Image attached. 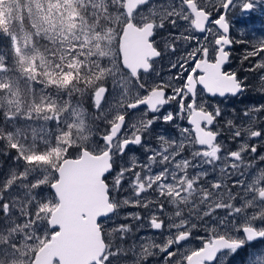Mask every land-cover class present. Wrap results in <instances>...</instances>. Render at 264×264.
Returning a JSON list of instances; mask_svg holds the SVG:
<instances>
[{
    "label": "snow or ice",
    "instance_id": "1",
    "mask_svg": "<svg viewBox=\"0 0 264 264\" xmlns=\"http://www.w3.org/2000/svg\"><path fill=\"white\" fill-rule=\"evenodd\" d=\"M192 2L139 0L132 17L121 10L125 25L130 22L144 32L150 46L145 66L135 74L129 70V75L136 81L144 97L157 91L161 95L156 103L149 104L138 99L125 105L124 110L112 112L106 118L102 134L97 137L96 154L108 157L107 169L102 177L107 208L97 218V225L108 223L101 232V241L107 247L101 252L99 260H94L92 264H100V261L103 264H142L148 256L155 255L151 251L153 248L163 254V264H225L228 256H240L242 264H251L253 256L259 259L257 253L264 252V168L257 169L254 164L257 156L264 161V154L257 152L258 147L264 149V104L251 106L236 120H227L231 130L227 137L231 147H228L218 123L222 116L221 109L208 105L197 90L198 85L202 86L203 92L212 97L236 96L248 90L249 84L245 78L238 77L235 71L225 70L231 55L229 48L234 43L229 36L228 13L237 8L241 13H246L254 9L256 3L255 0H195L193 10ZM109 5L115 7L111 0ZM167 28L182 31L178 34L168 33L164 43L165 52L175 53L176 43L180 41L187 45L196 40V47L182 52L172 63V68L179 66V73L168 80L158 79L149 83L148 78L154 74L153 64L162 55L156 36ZM192 30L204 34L203 39L194 36ZM243 59L250 62L248 71L258 73L254 90L264 93V40L252 44ZM0 61H3L0 63V75L18 70L13 69L8 58L2 54ZM20 63H23L22 59ZM32 63L35 65L36 61ZM40 63L44 64L43 56H40ZM23 71L34 73V77L41 75L36 67L24 68ZM44 75L50 76L49 73ZM155 75L159 74L155 72ZM49 82L53 85L60 83L51 78ZM71 82V77L63 81L65 85ZM11 87L10 78L9 83H0V94ZM111 94L108 87L94 92L92 103L98 114L102 112L105 98ZM173 101L176 102V109L168 110L166 106L173 104ZM193 109H197V112L194 113ZM44 110L51 113L47 119L54 120L59 129L61 122L55 111V101L46 103ZM136 114H140L139 121L133 119ZM4 119L8 121L15 117L5 114ZM182 119H186L191 126L194 121L197 122L211 139L196 137L194 145L185 143L184 134L189 132V128L176 124ZM161 122L174 125L180 138L170 135L168 129L158 132ZM68 127L70 125L66 124L64 130L58 131L50 140L44 141L42 138L44 147H37L31 155H25L20 150L21 145L12 142V132L4 134L6 139L0 136L3 154L7 155L11 150L13 161L24 164L19 175L13 169L12 174L0 183V193L11 197L6 199L5 195L0 194V218H3L0 219V230H6L5 222L10 221L12 231H15L17 217L20 224L32 222L33 229L41 224L36 218L48 208L44 194L49 190L58 194L61 179V173L53 166L50 154L46 153L59 152L61 143L65 148L71 147L67 141L61 140V136L67 134ZM191 130L193 133L196 131L194 127ZM13 131L19 135V129ZM133 147L142 149V154L133 152ZM79 151L83 156L87 149ZM249 154H253V162L246 159ZM29 165L38 171L48 168L55 172V182H49L47 174L33 175L29 180L28 174L32 171ZM247 170L252 171L245 175ZM225 177L231 181L230 184ZM174 184L177 187L174 188ZM180 188L184 191H180ZM17 189L22 190V203L28 207L26 215L17 198L11 195ZM190 189L200 192L196 209L201 205L204 207L198 217L191 209L188 215H184L182 205L189 203L188 197L192 195L188 191ZM225 191L229 193L227 201L215 199ZM117 197H120L119 200ZM173 206L176 208L174 213L168 211ZM126 207L142 210L144 215H141V211L121 215L120 210ZM129 221H135L137 229L147 221L150 229L159 230L163 242L141 244L137 252L135 242L128 244V238L133 234V225ZM246 224H251V227H244ZM50 226L57 230L60 227L59 224ZM201 232L205 235L201 236ZM20 237L23 238V233ZM4 238L6 240L7 236ZM194 240L200 242L198 247H190ZM19 246L18 241L0 245V259L14 258Z\"/></svg>",
    "mask_w": 264,
    "mask_h": 264
},
{
    "label": "rangeland",
    "instance_id": "2",
    "mask_svg": "<svg viewBox=\"0 0 264 264\" xmlns=\"http://www.w3.org/2000/svg\"><path fill=\"white\" fill-rule=\"evenodd\" d=\"M255 3L256 7L252 9L253 12L251 14L250 12L241 13L238 8L228 13L233 23L238 17L243 19V25H239V28H242V36L245 37L248 47L244 49L242 59L252 44L264 40V0H255ZM24 4L25 9H22L16 0H0V23L3 21L9 29L12 48V52L6 51L0 54L8 58V62L12 64L13 69H18L0 75V83H9L10 78L12 84L10 89L0 94V109L3 118L1 134L6 139V135L4 134L12 132V142L19 143L21 145L20 150L25 155H31L36 152L37 147H44V144L41 143L42 138L44 141L52 139L58 131L64 130L62 125L67 124L76 129V132H74L79 137V140L74 142V145L95 148L97 137L96 131L92 129V125L99 122L100 129L103 131L105 127L101 126V124L106 123V118L112 112L117 109L121 110L123 101L128 97L123 83L119 80L111 79L112 82H110L109 90L112 94L105 98L106 102L103 105L101 113L98 114L95 111L92 99H90L93 97V90L96 87L95 81L97 80L95 77L93 78L91 73L94 65L92 57L95 59L96 55L101 56L102 52L105 53L107 43H110L112 39L116 38L117 34L119 35L125 22V16L121 11L124 0H111V4L115 7L109 5V0H24ZM84 6H86L89 15L85 13ZM27 19L31 24L30 27H32L33 34L27 32L29 30L25 27ZM165 30V36H168L171 30L170 28ZM179 31L182 30L180 29L177 32ZM192 34L194 35L193 31ZM33 37L35 40L37 39L36 42H34ZM196 43V40H192L189 44L196 45ZM178 44L182 45L184 42L180 41ZM67 53L76 54L77 56L81 53L85 55L86 59L76 62L75 58H73L75 55H72L68 58L71 61L66 63ZM40 56L44 58L43 65L40 63ZM21 59L23 60L22 64L20 63ZM14 60L15 63H13ZM33 60L36 61L35 65L32 63ZM243 61L245 60L243 59ZM2 62L0 61V63ZM80 64L83 69V84L77 96V99L81 100V104L79 105L78 102L72 103L70 99L62 95L54 94L52 91L62 93L65 90L68 94L69 91L63 83L65 72L71 66L75 65L78 67ZM245 65L243 67L242 78L247 80L249 88L243 94V104L237 112L236 118L251 106L264 104V93L254 90V87L258 83V73H246V69H249L250 62L246 61ZM30 67L39 68L41 75L34 77V73L23 71L24 68ZM50 68L51 70L49 71ZM155 72L159 75L157 76L154 73L153 80L160 79V68H157ZM44 73H49L50 76L44 75ZM100 73L96 76L98 79L102 77V74L105 75L106 73L107 75V70L101 69ZM50 78L60 81V83L53 85L49 82ZM102 80H105L104 76ZM114 82L115 87H113ZM97 89L96 87L94 92ZM53 100L55 101V111L60 116L61 123L59 129L54 120L47 119L51 113L44 110L45 104L52 103ZM5 114L12 115L15 119L6 121L4 119ZM29 116L31 119H28ZM233 118L234 116L227 115L228 120ZM133 119L135 120V118ZM184 121L185 119L178 120L176 123ZM13 129H19V135ZM66 132L67 134L61 136V140L70 143L72 142L71 133L69 130H66ZM227 132L224 135V139L229 144L227 146L231 147V141L227 139L231 130L229 129ZM33 136H35V140H33ZM178 138H180L179 131ZM184 138H188V133L184 134ZM191 139L192 136L189 137V140ZM67 150L68 148H65L63 143H61L59 145V152L51 151L50 153H46L50 154L52 164L56 170L62 159L67 156ZM3 152L4 146L0 144V183H3L12 174L13 169L19 175L20 171L24 168L23 163L13 161V153L11 150H9L7 155H4ZM257 152L264 154V149L258 147ZM251 155L253 154H249L246 157L248 162H253ZM254 164L257 169L264 168V161H260L258 156ZM28 167L32 169L28 174L29 180H31L33 175L41 176L47 174L49 182L55 181V172L48 168L38 171L31 165ZM251 171L247 170L245 175L250 174ZM224 179L228 184L231 183L227 177ZM186 183L187 181H185V186ZM180 191H184V189L182 188ZM188 191L192 195L188 197L189 203L182 205L184 215H188L191 209L193 214L198 217L199 212L203 211L204 207L201 205L199 209H196L200 192L199 190L191 189ZM21 192L22 190L17 189L11 195L17 198L18 203L23 207V214L26 215L28 213V207L22 203L23 198ZM0 194L5 195L6 199L11 198L6 193ZM43 199L48 201V208L45 209L43 214L37 216L36 219L41 221V224L36 229H33L32 222L20 224L19 217H17L15 231H12L10 221L5 222L6 230H0V245H6L9 241H18L20 246L16 249L14 258L11 260H8L6 257L0 259V264H32L36 251L55 232V229L49 228L48 219L58 203L57 199L51 190L44 194ZM215 199L227 201L229 199V193L225 191L220 197H216ZM175 210L176 208L173 206L168 211L174 213ZM135 211H141V215H144L142 210L133 207H126L120 210L121 215ZM129 222L133 225V234L128 238V244L135 242L137 244V252L140 251L141 244H147L153 241L155 243L163 242V237L160 235V232L150 229L147 226V221L138 229L135 221ZM243 226L251 227V224ZM21 233H23L22 239L20 237ZM200 235L203 236L205 233L201 232ZM5 236H7L6 240L4 238ZM141 237L144 239L141 240ZM199 243L198 240H194L190 247H198ZM151 251L155 255L148 256L142 264H163V254L154 248ZM257 255L259 259L253 256L251 264H264V252H258ZM225 264H242L241 257L228 256L225 258Z\"/></svg>",
    "mask_w": 264,
    "mask_h": 264
},
{
    "label": "water",
    "instance_id": "3",
    "mask_svg": "<svg viewBox=\"0 0 264 264\" xmlns=\"http://www.w3.org/2000/svg\"><path fill=\"white\" fill-rule=\"evenodd\" d=\"M138 4L139 0H124L123 9L130 16V10L135 9ZM191 7L195 10L192 5ZM119 48L123 65L130 70L140 60L143 64L146 63L145 58H140L141 55L138 57L137 53L143 54L150 50L144 32L130 22L122 29ZM153 95L154 93L143 101L156 103L161 94ZM193 127L196 137L208 139L197 122L194 121ZM107 165V156L89 151L78 158H66L59 164V195L53 192L58 203L50 214L48 225L50 229H55L50 226L52 224H59L60 227L36 251L32 264H53L54 261L58 264H92L94 260H99L104 243L101 241L97 218L107 208L106 188L102 179Z\"/></svg>",
    "mask_w": 264,
    "mask_h": 264
},
{
    "label": "flooded vegetation",
    "instance_id": "4",
    "mask_svg": "<svg viewBox=\"0 0 264 264\" xmlns=\"http://www.w3.org/2000/svg\"><path fill=\"white\" fill-rule=\"evenodd\" d=\"M194 4V5H193ZM193 4L192 6L195 8V0H193ZM138 7V6H137ZM137 7L133 10H130V16L128 14L129 17H132L133 14L135 13V11L137 10ZM124 10V9H123ZM125 11V10H124ZM250 12V14L253 12L252 10L248 11ZM228 19L230 21V33L229 36L230 38L234 41V43L230 46L229 50L231 52L230 55V59H229V63L225 65V70H230V71H235L238 75V77L242 78V74H243V67L246 66V61H243L242 59V54L244 52V49L248 47V44L245 40V37L242 36V28H239L240 26L243 25V19L241 17H238L235 19V22L233 23V21H231L230 15L228 14ZM125 25V22L122 26V29ZM240 25V26H239ZM135 26V25H134ZM215 27V26H214ZM122 29L119 33V35L117 34L116 38L112 39V41L110 43H107V49L104 53V55L101 56H97L92 57V59L94 60V65H93V69L91 71L93 78L95 77L97 80L95 81L96 83V87L99 88H103V87H108L110 88V82L111 79H116L119 80L123 83L124 85V89L126 90V93L128 94V97L126 100L123 101V106L121 107V110H124V106L137 101L138 99H146L147 97L143 96L142 90L139 89L137 87L136 81L132 78L131 75H129V70L128 68L124 67L123 62H122V55L120 52V48H119V41H120V36L122 33ZM139 30V29H138ZM171 32L173 34H178L179 32H177V29H171ZM182 30V29H181ZM194 32L195 36H200L201 38H203L204 34L195 32V30H192ZM165 32L166 30H161L160 32H158L157 36H156V41H157V45L159 46L160 50L162 51V55L159 58H156L155 63L153 64V69H154V73L157 70V68H160L161 70V77L160 79L163 80H168L170 79L172 76L176 75L177 73L180 72V68L179 66H177L176 68H172L171 65L173 62H175V60L177 59V57H179L181 55L182 52L186 51L187 49L190 48H195L196 45L194 44H182L179 45L178 42L176 43V52L172 53V52H165L164 51V43L165 40L167 39L168 36H165ZM186 35L188 33H185ZM146 36V35H145ZM147 41V38H146ZM194 43V42H192ZM150 54V50L144 52L143 54L141 52L137 53V56L140 58L144 57L145 61L147 63V57ZM72 55H75L73 58H75L76 62L79 61H83V59H86L85 55H82L81 53L79 54V56H77L76 54H72V53H67L66 54V60L65 62L68 63L69 60L68 58ZM90 57V56H89ZM143 58V59H144ZM139 59V58H138ZM145 63V64H146ZM145 64H143L141 62V60L135 64V67H133V69H131L132 73L135 74L137 72L140 71V69L142 67L145 66ZM101 69H105L107 70V75L105 73V75L102 74L101 78H97L96 76L100 73ZM51 70V68L49 69V71ZM246 73H249L250 71H248V69H246ZM83 73V69L81 64L76 67L75 65L71 66L66 72H65V79H67L68 77H71L72 82L66 86V89L69 91V93L67 94L66 91L64 90L62 93L56 92V91H52L54 94H58V95H62L68 99H70V101L72 103H76L78 102V104H81V100L77 99V96L79 95V91L82 88V76ZM187 73H184V75H186ZM104 76L105 80H102ZM106 76V77H105ZM149 79V83H151L153 81V75L151 77L148 78ZM50 86V84H49ZM61 86V84H60ZM95 87V88H96ZM94 88V90H95ZM53 89V88H52ZM94 90H93V94H94ZM197 90L200 93L201 96H203V98L207 101L208 105L214 106V107H219L222 111V116L219 118L218 123L221 126V130L224 133V135H226L228 132L227 130H229L228 125H227V115H232L234 116V118L232 120H236V115L237 112L240 110L242 104H243V94L247 91H245L243 94H238L236 96H232L230 94L225 95L224 97H220V96H215L212 97L209 94L203 92L202 90V86H197ZM137 93V95H135ZM160 92H154L153 96H157ZM91 94V93H90ZM161 94V93H160ZM249 97V96H248ZM251 97V96H250ZM93 98V97H92ZM90 98V99H92ZM154 101H157L154 98ZM173 104L166 106V108H168V110H174L176 109V105H175V101L172 102ZM87 107V106H86ZM96 111V110H95ZM197 111V109H193V112ZM133 118H135V120L139 121L140 119V114H136L133 116ZM184 120V119H182ZM238 123V122H237ZM178 124L180 127L184 128L187 127L189 128V132H188V138L184 140L185 143H189V144H195L196 142V135L195 133L192 132V128L193 125H189L187 123V120L185 119L184 122L181 123H176ZM65 125H62V128L64 129ZM94 126V127H93ZM101 126L105 127L106 123L101 124ZM199 127V125H198ZM200 128V127H199ZM2 129H3V118H2V112L0 109V136H2ZM92 129L96 131V137H98L99 135L102 134V130L100 129L99 126V122H96L92 125ZM165 129L170 130V135H172L173 137L178 138V130L176 129V127L172 124H165L163 122H161L160 124V128L157 129L158 132H162ZM201 129V128H200ZM67 130H69V132L71 133V137H72V142L69 143V145L71 146L70 148H68L67 150V156L65 158L62 159V161L66 158H78L80 157V151L79 149H87V151H89L92 154H96L95 148H91L89 146H80V145H74V142L79 140V137L75 134L76 129L73 127H69L67 128ZM75 131V132H74ZM204 131L208 137V139H211V137L209 136V134L207 133L206 130H202ZM192 136V139L189 140V137ZM133 152L137 153V154H142V149H138L136 147H133L132 149ZM142 158V156H141ZM61 161V162H62ZM181 169H183V165H181ZM173 187H177V185H173ZM182 189V188H180ZM179 189V190H180ZM165 191H167V188L165 189ZM120 197H117V200H119ZM172 208V207H171ZM144 214V213H143ZM108 222L105 223V225H100V230L101 232L104 230V228L106 227ZM157 232H159V230H156ZM105 235H107V233H105ZM107 238V236H105ZM107 247V245L105 244V248ZM53 264H57L56 261L53 262ZM100 264H103L102 261H100Z\"/></svg>",
    "mask_w": 264,
    "mask_h": 264
},
{
    "label": "trees",
    "instance_id": "5",
    "mask_svg": "<svg viewBox=\"0 0 264 264\" xmlns=\"http://www.w3.org/2000/svg\"><path fill=\"white\" fill-rule=\"evenodd\" d=\"M16 2L18 4L21 5L22 9H25V4H24V0H16ZM85 10V13L87 15H89V12L86 10V6L83 7ZM1 28H0V53L1 52H12V48H11V42H10V38H9V29L7 28V25L2 21V23H0ZM30 22L28 21V19L25 22V27H27V32L30 34H33L32 31V27H30ZM34 42L37 41V39L35 40V38L33 37ZM35 44V43H34Z\"/></svg>",
    "mask_w": 264,
    "mask_h": 264
}]
</instances>
